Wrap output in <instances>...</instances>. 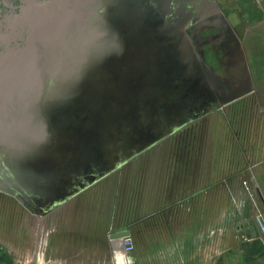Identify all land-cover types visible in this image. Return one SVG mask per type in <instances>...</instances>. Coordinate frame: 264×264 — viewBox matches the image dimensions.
Segmentation results:
<instances>
[{"label":"rangeland","instance_id":"obj_1","mask_svg":"<svg viewBox=\"0 0 264 264\" xmlns=\"http://www.w3.org/2000/svg\"><path fill=\"white\" fill-rule=\"evenodd\" d=\"M33 3L39 32L0 34V224L26 236L25 263L53 260L35 257V206L43 217L65 187L105 174L100 182L135 190L121 194L122 224L164 217L178 198L190 216L198 194L202 224L211 191L217 235L224 219L236 230L256 193L243 179L240 205L225 183L264 142V93L248 66L264 55V0Z\"/></svg>","mask_w":264,"mask_h":264},{"label":"crops","instance_id":"obj_2","mask_svg":"<svg viewBox=\"0 0 264 264\" xmlns=\"http://www.w3.org/2000/svg\"><path fill=\"white\" fill-rule=\"evenodd\" d=\"M246 51L249 57V50ZM258 58L254 60L255 66L251 62L248 66L260 99L259 91L264 93V55ZM261 126L264 141V122ZM262 145L261 154L246 159L247 168L239 176L241 180L230 179V183H225V189L233 199L239 198L240 205L243 198L248 199L241 184L243 179L252 181L248 184L250 192H257L246 201L247 210L236 230L230 218L224 219L225 232L217 235L215 198L211 191L207 192V218L202 224L200 194L189 197L190 216L181 209L184 204L189 205V200L178 198L179 204L166 209L164 217H158L159 212L148 213L133 223L122 224L121 194L135 190L125 191L122 186L115 188L110 181L100 182L108 179L105 174L85 189L65 187L58 198L64 202L43 213V217L41 208L35 206L30 239L32 247L35 246V257L53 259L48 264L58 261L61 264H264V234L258 223L259 213L264 212V142ZM135 202L131 197L129 203H133V208ZM224 205L232 211L231 198L230 202L225 199ZM122 232H128L134 240L132 253L120 251L121 238H113ZM24 242L28 240L22 231L11 235L7 225L0 224V264H27Z\"/></svg>","mask_w":264,"mask_h":264},{"label":"water","instance_id":"obj_3","mask_svg":"<svg viewBox=\"0 0 264 264\" xmlns=\"http://www.w3.org/2000/svg\"><path fill=\"white\" fill-rule=\"evenodd\" d=\"M48 1L52 2V0ZM31 2L32 0H0V34H5L10 41L16 40L17 42L18 39L25 38V35L39 32L40 16L38 6L33 3L35 8H30ZM55 20L56 17L52 20L53 23H55ZM128 235V232H122L115 234L113 238L120 239Z\"/></svg>","mask_w":264,"mask_h":264},{"label":"built area","instance_id":"obj_4","mask_svg":"<svg viewBox=\"0 0 264 264\" xmlns=\"http://www.w3.org/2000/svg\"><path fill=\"white\" fill-rule=\"evenodd\" d=\"M245 188L247 189V191L250 192V188L248 186L247 183H245ZM255 193H257L256 191H254ZM255 196V194H251V197ZM258 223L261 225L262 230H263V234H264V212L263 213H259L258 215ZM120 246L121 248L127 253H132L135 249V244H134V240L131 236H126L120 239ZM53 264H55V262H53Z\"/></svg>","mask_w":264,"mask_h":264},{"label":"bare ground","instance_id":"obj_5","mask_svg":"<svg viewBox=\"0 0 264 264\" xmlns=\"http://www.w3.org/2000/svg\"><path fill=\"white\" fill-rule=\"evenodd\" d=\"M202 105V104H201Z\"/></svg>","mask_w":264,"mask_h":264}]
</instances>
